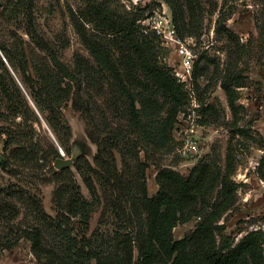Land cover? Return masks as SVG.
I'll return each mask as SVG.
<instances>
[{"label":"trees","instance_id":"16d2710c","mask_svg":"<svg viewBox=\"0 0 264 264\" xmlns=\"http://www.w3.org/2000/svg\"><path fill=\"white\" fill-rule=\"evenodd\" d=\"M194 1L185 0L184 5L192 10ZM32 2L15 1L25 15L23 29L30 48L24 40L0 41V120L8 123L0 127L4 143L22 146L24 158L37 161L41 156V149L29 146L36 112L9 65L19 70L33 105L54 132L68 128L60 109L65 101L71 100L75 109L87 114L88 101L81 92L90 82L101 89L107 84L109 94L104 102L109 116L102 112L101 125L92 122L86 131L96 146L91 159L83 155L74 162L89 198L71 176L60 180L52 191L56 211L52 215L35 191L13 183L0 185V254L26 239L31 253L43 264H264L263 235L258 230L247 232L236 242L227 235L219 240L215 236L217 219L235 202L236 182L231 174L236 147L231 137L222 159L213 151L193 164L187 176L172 166L178 159L162 163L163 156L173 149L172 129L188 94L170 68L158 61L157 36L147 31L154 43L140 30L135 13H116L101 1L87 0L83 18L93 29L104 31L111 45L106 46L98 33H87L83 21L73 15L72 23L90 57L76 53L70 69L37 33L31 18ZM170 5L173 20L185 24L183 4L174 1ZM216 29L219 31V25ZM224 30L228 38H235L232 30ZM94 72L100 73L97 79ZM234 79L232 75L220 80L233 113ZM213 110V103L202 107L208 117ZM55 155L60 156L57 151ZM261 162L258 171L264 179ZM151 163L157 167V188L149 194L145 171ZM63 169H59L61 173ZM217 181L218 196L207 210V198ZM98 207L100 219L107 213L122 217L112 232L93 229L87 233L90 215ZM192 215L200 218L195 226L174 238L173 227Z\"/></svg>","mask_w":264,"mask_h":264},{"label":"rangeland","instance_id":"374dc122","mask_svg":"<svg viewBox=\"0 0 264 264\" xmlns=\"http://www.w3.org/2000/svg\"><path fill=\"white\" fill-rule=\"evenodd\" d=\"M15 1L0 0V41L24 40V44L29 47L31 43L23 29L25 15ZM86 1L32 2L31 18L37 33L49 43L70 69L74 68L76 53L90 57L72 23L73 15L83 21L87 33H98L106 46L111 45L104 31L93 29L92 24L83 18L86 15ZM96 1L103 2L116 13H135L136 23L147 12L161 7V4L168 6L171 11L170 2L179 1L183 4L185 24H177L175 21L174 23L178 38L182 42L191 39L189 46L195 55L191 75L193 94L188 95L187 101L176 115L172 129L174 146L170 153L163 156L162 163H172L178 159L172 166L187 176L193 164L203 157H209L213 151L219 153L222 159L227 140L231 137L236 147L235 168L231 174L236 182L235 202L217 219L215 236L219 240L222 235H227L230 240L236 242L247 232L258 230L263 235L264 251V179L258 171V167L262 165L261 161L264 162V0H195L192 10L186 8L185 0ZM218 25L219 31L216 29ZM223 26L233 31L234 39L227 37ZM147 34L156 43L153 36ZM157 45L156 43V57L159 62L167 65L170 71L181 63V56L175 47ZM0 54H3L1 50ZM8 68L29 105L36 112V120L32 121L30 131L33 135L32 143L29 146L41 149V156L37 161L24 158V148L15 146V142L5 144V133H1L0 155L5 165H0V185L13 183L35 191L40 195L44 209L54 215L56 211L51 196L60 180L71 176L81 192L90 197L74 164L65 167V171L61 173L53 165V161L56 157L55 151L64 157L71 155L72 140L85 149L78 158L84 155L91 159L96 146L89 140L86 131L92 122L101 125L104 117L101 116L102 112L109 116L104 102L109 89L107 84L101 89L96 83L90 82L88 88L82 90L81 96L88 101L87 114L75 109L71 100L62 103L60 109L68 128L63 127L54 132L33 105L30 90L23 82L19 70L10 65ZM232 75L235 78L232 85L236 89L234 113L228 105L224 90L220 87V80L224 76ZM99 76V72H94V78ZM158 95L161 99L159 93ZM207 103H213L215 106L211 117L202 112V107ZM202 119H207V122H202ZM19 120L20 116H17L16 121ZM7 125L8 123L0 120V127ZM24 129L29 127L24 126ZM232 130L235 132L233 135ZM185 147L189 148L186 152L183 151ZM117 165L120 166L119 162ZM261 170L264 171V165ZM156 171L157 167L152 163L145 171L149 194L157 187L154 179ZM219 187L217 181L207 198V210L218 196ZM100 211L101 208L98 207L91 213L87 233L93 229L112 232L115 223H121L122 217L112 213H107L105 218L100 219ZM197 216L192 215L188 221L176 224L172 230L173 237L178 239L191 230L200 219ZM0 264H43V260L36 259L30 251V242L22 239L14 247L2 250Z\"/></svg>","mask_w":264,"mask_h":264},{"label":"built area","instance_id":"2783aa9c","mask_svg":"<svg viewBox=\"0 0 264 264\" xmlns=\"http://www.w3.org/2000/svg\"><path fill=\"white\" fill-rule=\"evenodd\" d=\"M137 22L141 30L153 32L157 36L160 45L176 48L178 54L181 56V63L173 67L171 72L178 81L183 83L187 94L192 95L193 86L191 83V75L195 55L189 46L191 39H185L182 42L178 38L176 26L169 7L161 4V7L147 12ZM188 149V147H185L183 151L186 152ZM197 217L199 218V216Z\"/></svg>","mask_w":264,"mask_h":264},{"label":"water","instance_id":"95a60500","mask_svg":"<svg viewBox=\"0 0 264 264\" xmlns=\"http://www.w3.org/2000/svg\"><path fill=\"white\" fill-rule=\"evenodd\" d=\"M71 147H72V150H71L70 156L64 157L60 153V156H57L54 159L53 165L55 167H57L58 169H62V168L69 167V166L73 165L75 160L78 158V156L83 152V149L80 148L79 145H77L75 140H72ZM0 162L3 163L1 155H0Z\"/></svg>","mask_w":264,"mask_h":264},{"label":"crops","instance_id":"0c3cea01","mask_svg":"<svg viewBox=\"0 0 264 264\" xmlns=\"http://www.w3.org/2000/svg\"><path fill=\"white\" fill-rule=\"evenodd\" d=\"M156 188H157V187H154V190H153V191H155Z\"/></svg>","mask_w":264,"mask_h":264}]
</instances>
